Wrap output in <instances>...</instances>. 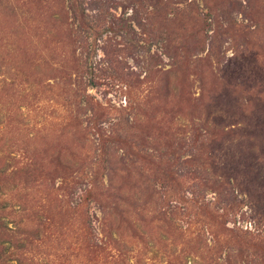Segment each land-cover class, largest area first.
Returning <instances> with one entry per match:
<instances>
[{
  "label": "rangeland",
  "instance_id": "rangeland-1",
  "mask_svg": "<svg viewBox=\"0 0 264 264\" xmlns=\"http://www.w3.org/2000/svg\"><path fill=\"white\" fill-rule=\"evenodd\" d=\"M79 1L98 32L69 0H0V250L11 230L26 264H264V47L245 17L214 2L232 16L216 61L213 25L170 18L203 0Z\"/></svg>",
  "mask_w": 264,
  "mask_h": 264
},
{
  "label": "trees",
  "instance_id": "trees-1",
  "mask_svg": "<svg viewBox=\"0 0 264 264\" xmlns=\"http://www.w3.org/2000/svg\"><path fill=\"white\" fill-rule=\"evenodd\" d=\"M70 1V8L73 10L72 13L75 17V19L78 21L79 26L81 29H85V31L89 32H98L94 31L90 26L88 25V19L84 14V10L81 7V1L79 0H69ZM156 3L159 2V0H154ZM204 2V8L207 9L208 13L206 15L201 16L199 12H197L195 2H190L189 4V11L187 12L186 10L179 11V12H170V18H175L177 19L178 15L181 14L185 19H196V21L200 22L201 24L205 25L208 28H211L213 25V33L211 35V39L209 42V56L213 57L216 61L221 59V51L216 50L217 46L219 44V40L225 34L226 29L223 27V24L221 21H228L229 19L231 20V12L227 11L226 5L224 3L223 8H219L214 4V2H228V7L234 8L238 10L239 15H241V19H244L246 23H235V26L239 28V31H241L244 34V37L247 39V43L249 45H252L250 48H254L255 46L257 48H263L264 47V38L260 39L259 37V25L258 22L256 21V18L254 17V14L252 13L251 5H250V0H245V3H241V1L238 0H225V1H218V0H203ZM155 3V4H156ZM162 7L167 8V6L162 5ZM225 8V9H224ZM169 13V12H168ZM139 17L137 16V13H135V20L134 17L132 16L130 20L133 23H137L139 27H141L143 24L141 23L140 20H137ZM141 19V18H140ZM218 19H221V21H218ZM233 19V18H232ZM119 22H122V27H124V30H126L127 33L133 32V28L131 27L130 24H128V27L126 29V25L124 22L125 20H122L120 18L117 19ZM243 21V20H242ZM233 22V20H232ZM109 29L113 30L112 26H109ZM79 33V32H78ZM76 34V32L74 33ZM131 42V41H130ZM172 42V41H171ZM200 42H198L199 44ZM258 44V45H257ZM201 45V44H200ZM254 46V47H253ZM83 47V46H82ZM139 47V42L135 40V49ZM84 48V47H83ZM171 48L173 49V52L176 53L177 51H182L184 50L182 42H178L176 46L171 45ZM214 48L215 51L214 52ZM249 49V48H248ZM103 52L106 55V57L109 56L108 50L106 48H103ZM178 57V53L177 56ZM207 57V58H208ZM171 59H175V56H169ZM205 59V61L207 60ZM172 85L170 83L167 84V90L169 92L171 91ZM80 92V93H79ZM76 98L79 97V100H81V97H83L82 101L80 103H85L86 106L93 108L94 107V101L93 98L89 95L86 94L85 89L80 90L77 87V90L73 93ZM100 116H103V114L100 113ZM96 122L98 124V119L96 118ZM205 127V125H203ZM99 130V129H98ZM200 133L204 138H207L208 135V128H201ZM65 168L69 167V164L63 163ZM29 169L30 172H35V165L34 164H28L26 165ZM69 189L74 190V184L69 185ZM7 229V228H6ZM10 235H11V241H13V245L10 244L9 247L7 248H2L0 250V264H10L11 260L18 262L17 264H26L27 258L25 254H29L30 252L27 251V249H23L21 246H15L16 243L18 242L19 238L17 239L16 233L12 232L10 230ZM9 235V236H10ZM36 233L35 232H30L27 237V241L29 239H34ZM26 240V239H24ZM29 243V242H28ZM25 251V252H24ZM25 253V254H23ZM10 261V262H9Z\"/></svg>",
  "mask_w": 264,
  "mask_h": 264
}]
</instances>
